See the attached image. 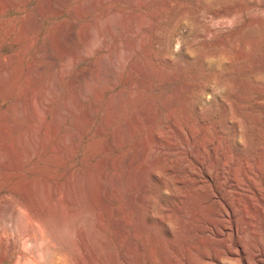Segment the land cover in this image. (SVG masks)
<instances>
[{
    "label": "rangeland",
    "instance_id": "obj_1",
    "mask_svg": "<svg viewBox=\"0 0 264 264\" xmlns=\"http://www.w3.org/2000/svg\"><path fill=\"white\" fill-rule=\"evenodd\" d=\"M263 136L264 0H0V264H173V175Z\"/></svg>",
    "mask_w": 264,
    "mask_h": 264
},
{
    "label": "bare ground",
    "instance_id": "obj_2",
    "mask_svg": "<svg viewBox=\"0 0 264 264\" xmlns=\"http://www.w3.org/2000/svg\"><path fill=\"white\" fill-rule=\"evenodd\" d=\"M87 36L90 37V34ZM83 39H85V37ZM49 58H51V56ZM74 127L77 129V126ZM80 129L81 128H79V130ZM79 130L76 131L79 132ZM215 143L217 144V142ZM208 144L210 145V143ZM212 146L213 148H216L214 145ZM184 170L186 171L184 176H175L168 173V169L165 168L162 169L157 167L152 171L149 168L143 169L146 177H149L154 182L159 183L160 186L161 184L162 186L164 185V176H174L173 178L175 179V184L187 186L190 189L188 193H185L183 198L188 197L189 199L192 197L195 201V214L187 220H179L178 234L188 233L189 238L185 236L187 239L182 242L183 248H181L184 252L181 253V256L173 264H224L222 262H224L225 259L230 261L233 260V262H229L228 264H236L238 261L236 262L233 258L234 255L238 256L242 261L245 260L246 251L248 253L247 243L240 241L239 235L246 231L251 234H261L264 230V215L249 213L251 210L255 211V209L259 207L256 202L264 198V136L260 139V142L252 151V155L242 160L238 159L235 154H232L229 150H226L218 164L203 167L201 174L202 177L197 181L194 179L188 180L187 176L190 169L188 168ZM202 178H206V180L203 181ZM204 184H207L209 189L205 188L206 190H203V187L205 186ZM179 197V195L174 196V200L178 199V202H180ZM154 201L157 202L158 198L155 197ZM191 206H193V204ZM238 210L242 211L244 214H238ZM61 219L63 220V218ZM18 221L20 222V220ZM67 222L69 225L70 222ZM38 223H41L39 219ZM60 224L63 225L62 223ZM23 225L24 224H22L23 230H26ZM42 225L45 227L44 224ZM57 225L59 226V224ZM18 226H20V224H18ZM70 226L74 228V225ZM22 228L20 229L22 230ZM50 232H52V229ZM63 233H65L64 228L61 230V234ZM67 233L68 231L65 234ZM68 235H70V233L64 235V237L67 238ZM66 238H64L65 241L68 239L71 240V238ZM60 242H62V240ZM67 245L65 244L64 248H66ZM254 249L257 252V255L254 256L255 264H263L264 241L255 243ZM222 257L225 258L223 261ZM247 257L248 256H246V261ZM242 264H249V262H243Z\"/></svg>",
    "mask_w": 264,
    "mask_h": 264
}]
</instances>
